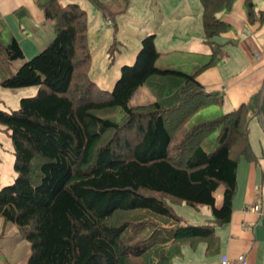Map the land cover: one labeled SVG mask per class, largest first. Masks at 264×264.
Segmentation results:
<instances>
[{
	"label": "trees",
	"instance_id": "obj_1",
	"mask_svg": "<svg viewBox=\"0 0 264 264\" xmlns=\"http://www.w3.org/2000/svg\"><path fill=\"white\" fill-rule=\"evenodd\" d=\"M87 1L113 29L128 3ZM234 1L198 0L203 43L210 49L205 63L191 73L159 68L154 35H144L133 63L120 66L109 91L88 77V23L78 4L37 1L53 38L15 71L13 62L23 53L14 38L4 41L0 25V88H36L15 110H0L15 173L0 188V219L28 243L24 264H171L182 246L198 244L205 255H215L214 228L229 221L237 165L256 160L248 129L264 112V86L235 109L186 123L201 109L222 104V94L205 90L196 77L226 57L215 39L229 27L217 14L229 12ZM242 2L247 21L261 19L264 10ZM139 87L155 107L129 109ZM109 108L118 119L93 113ZM173 203L207 207L211 220L186 223Z\"/></svg>",
	"mask_w": 264,
	"mask_h": 264
},
{
	"label": "crops",
	"instance_id": "obj_2",
	"mask_svg": "<svg viewBox=\"0 0 264 264\" xmlns=\"http://www.w3.org/2000/svg\"><path fill=\"white\" fill-rule=\"evenodd\" d=\"M37 1L0 0L3 36L17 41L23 58H27L25 46L29 56H32L44 49L53 36L49 23L44 20L37 7ZM251 3L255 12L264 10V0H251ZM176 10L183 16H194L193 20L190 18L188 21L198 25L201 15L198 0H188ZM217 18L229 27L227 33L219 36V42L215 40L222 45L226 57L215 66L199 73L196 79L205 90L222 94L221 105L228 112L247 102L250 96L260 92L264 86V12L260 20L250 23L247 21L242 0H235L231 10L217 14ZM199 39L201 35L198 33L189 34V43H175L177 48L173 51H182L206 62L210 54L208 47L203 51L190 47L192 42ZM171 51L159 53L162 55ZM197 66L199 65H193L192 70ZM248 141L256 160H240L237 165L235 195L229 221L224 226L214 228L218 239L215 255H205L204 244H198L194 249L182 246L181 255L172 259L171 264L176 259L183 260L189 256L193 258L188 259L186 264H222V258L237 257H242L246 264H264V112L250 120ZM214 199V205L218 207L219 199L221 202V191L218 189ZM253 205L258 206V213L247 211ZM186 247L191 252H187Z\"/></svg>",
	"mask_w": 264,
	"mask_h": 264
},
{
	"label": "rangeland",
	"instance_id": "obj_3",
	"mask_svg": "<svg viewBox=\"0 0 264 264\" xmlns=\"http://www.w3.org/2000/svg\"><path fill=\"white\" fill-rule=\"evenodd\" d=\"M72 1H76L86 14L88 23L86 43L91 55L88 77L95 82L99 89L109 91L119 75L120 66L133 63L136 51L140 46V40L144 35L154 34L153 43L157 52L172 50L159 56L156 64L160 67H170L185 73H191L193 65L200 66L205 63L204 59L186 55L182 51H173L174 48H177L175 43H189L187 39L189 34L193 33L201 35V39L194 42L189 40L192 42L190 47L199 49L198 51L207 48L202 43L201 15L198 19V25L195 26L192 21H188L190 18L193 20L194 16H183L178 14L179 10H176L177 7L185 4L188 0H127L125 12L115 17L116 29H113L100 11L87 0H61V4ZM99 1L105 3L109 0ZM3 38L4 41L8 39L5 36ZM215 40L220 41L219 37ZM24 50L27 58L24 57L13 62L12 71H15L24 61L37 54L29 56L26 46ZM35 93V87L0 88V110H15L18 107L20 98L29 97ZM128 107L132 111H141L152 109L155 107V103L148 90L145 87H139L130 99ZM225 111V107H222V105L203 108L187 121L186 126L212 119L226 113ZM93 113L101 118L110 119H118L120 114L114 108L97 110ZM215 135H211L207 139L208 142H213ZM12 163V147L7 133L0 126V188L11 184L14 180L15 173L12 169ZM218 191L220 192L221 188H218ZM217 205H220V199ZM169 206L186 223L192 225L208 224L211 220L207 207L193 209L184 203H173ZM186 250L191 252L187 247ZM28 254V243L20 239L17 230L13 226L3 223L0 219V264H24ZM191 258L193 257H185L183 260L176 259L174 264H186L187 260Z\"/></svg>",
	"mask_w": 264,
	"mask_h": 264
},
{
	"label": "built area",
	"instance_id": "obj_4",
	"mask_svg": "<svg viewBox=\"0 0 264 264\" xmlns=\"http://www.w3.org/2000/svg\"><path fill=\"white\" fill-rule=\"evenodd\" d=\"M247 211L255 214L259 212V208L257 205H253L250 208H248ZM221 263L222 264H246L245 260L242 257H237L235 259L222 258Z\"/></svg>",
	"mask_w": 264,
	"mask_h": 264
}]
</instances>
